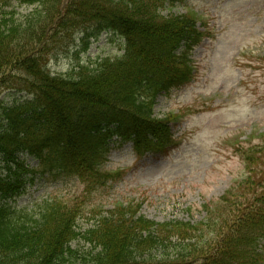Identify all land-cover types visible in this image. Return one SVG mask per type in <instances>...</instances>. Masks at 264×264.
Wrapping results in <instances>:
<instances>
[{"label": "trees", "instance_id": "obj_1", "mask_svg": "<svg viewBox=\"0 0 264 264\" xmlns=\"http://www.w3.org/2000/svg\"><path fill=\"white\" fill-rule=\"evenodd\" d=\"M11 1L36 8L19 22L0 15V264H264L263 146L242 149L248 173L198 222H157L139 205H116L81 233L82 208L68 199L37 211L12 204L39 175L73 173L93 187L116 178L104 168L113 144L131 142L139 158L172 145L175 115L155 106L193 79L198 24L208 25L192 8L163 15L178 0ZM103 31L125 39L123 55L51 72V54L74 33L87 44ZM6 90L12 100L1 98Z\"/></svg>", "mask_w": 264, "mask_h": 264}, {"label": "rangeland", "instance_id": "obj_2", "mask_svg": "<svg viewBox=\"0 0 264 264\" xmlns=\"http://www.w3.org/2000/svg\"><path fill=\"white\" fill-rule=\"evenodd\" d=\"M8 1L0 0V15L7 13L10 22L24 20L36 8ZM190 7L209 23L211 36L192 54L193 80L162 95L156 105L158 116L179 117L174 126L178 143L142 159L132 144L115 145L104 168L122 173L120 178L93 187L71 173L46 174L28 184L13 205L37 211L46 200L68 199L82 208L76 210L81 233L116 205H141L140 212L157 221H198L206 203L217 201L243 178L246 163L239 147H247L248 140L264 144V0H180L166 4L163 15ZM124 43L119 35L104 32L86 44L76 32L55 49L48 67L61 74L78 62L115 58L123 54ZM13 94L6 90L1 98L9 101ZM78 245L91 249L83 240L73 242Z\"/></svg>", "mask_w": 264, "mask_h": 264}]
</instances>
